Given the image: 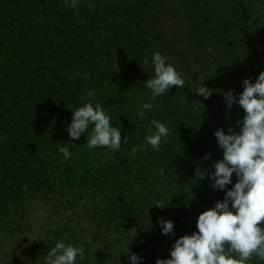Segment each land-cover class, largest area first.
Returning a JSON list of instances; mask_svg holds the SVG:
<instances>
[{
	"label": "trees",
	"instance_id": "trees-1",
	"mask_svg": "<svg viewBox=\"0 0 264 264\" xmlns=\"http://www.w3.org/2000/svg\"><path fill=\"white\" fill-rule=\"evenodd\" d=\"M157 51L186 85L153 100L146 80ZM261 71L264 0H80L77 9L0 0V264H46L57 241L85 249L76 264H131L129 252L138 264L170 258L236 182L218 190L207 175L223 158L214 132L239 131L244 116L222 93L238 97ZM202 81L207 99L195 94ZM97 101L127 136L119 151L88 149L86 132L69 136L72 111ZM143 103L154 107L140 118ZM153 119L170 128L159 151L145 140ZM160 218L174 222L173 235Z\"/></svg>",
	"mask_w": 264,
	"mask_h": 264
},
{
	"label": "clouds",
	"instance_id": "clouds-1",
	"mask_svg": "<svg viewBox=\"0 0 264 264\" xmlns=\"http://www.w3.org/2000/svg\"><path fill=\"white\" fill-rule=\"evenodd\" d=\"M66 2L69 7L77 9L80 0ZM93 6L89 3L90 8ZM143 63L147 65L148 58ZM152 64L155 74L146 80V87L151 90L153 100L169 93L173 86L185 87L184 74L175 68L168 57L157 51L152 56ZM75 75L80 76L81 73ZM242 83L243 91L238 97L231 89L222 93L227 107L231 109L233 104L238 103L244 110V116L242 120L236 121L239 131L229 126L227 134L223 128L214 132L223 158L214 160L215 170L207 172L214 189L225 190L227 185L232 184L233 174L237 177L236 182L226 189L222 200L199 214L196 231L181 235L174 241L170 258H158L156 264H248L254 257L264 261V71L259 73L255 83L250 78H245ZM212 92L203 81L195 90V94L205 99ZM85 95L92 97L94 93L88 91ZM153 107L151 103H143L137 116L143 118L145 110L151 111ZM150 123L155 131L151 126L148 127L150 134L145 140L159 151L161 142L170 134V128L156 119ZM91 125L94 127L89 135ZM67 131L73 140H79L86 132V147L90 150L107 147L119 151L122 141L127 142V136H121L120 128L112 125L111 117L98 101L95 104L86 102L72 111ZM58 150L65 160L72 155L68 147ZM210 155L207 154L205 159ZM205 175V171L201 170L198 178L203 179ZM168 202L158 201L154 204L163 208ZM158 223L164 235L174 234L172 220L160 218ZM137 234V231L130 233L131 243ZM84 254L82 246L57 241L47 253L46 264H76L78 258L83 259ZM128 255L131 264H138L142 259L136 253L129 252Z\"/></svg>",
	"mask_w": 264,
	"mask_h": 264
}]
</instances>
